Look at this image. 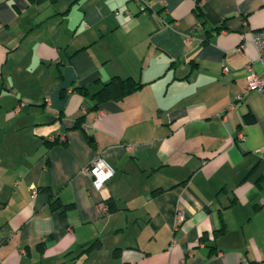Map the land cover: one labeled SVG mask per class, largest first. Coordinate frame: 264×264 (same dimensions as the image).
Returning a JSON list of instances; mask_svg holds the SVG:
<instances>
[{"label":"crops","instance_id":"1","mask_svg":"<svg viewBox=\"0 0 264 264\" xmlns=\"http://www.w3.org/2000/svg\"><path fill=\"white\" fill-rule=\"evenodd\" d=\"M262 27L264 0H0V264H264ZM113 76L143 84L87 109Z\"/></svg>","mask_w":264,"mask_h":264},{"label":"built area","instance_id":"2","mask_svg":"<svg viewBox=\"0 0 264 264\" xmlns=\"http://www.w3.org/2000/svg\"><path fill=\"white\" fill-rule=\"evenodd\" d=\"M187 39L191 38V34L187 33L185 35ZM243 39V38H242ZM249 39L255 45L260 62L264 66V27L253 29L250 31ZM245 40H242L240 44L235 48L236 51L241 52L245 46ZM248 74L246 76V86L245 90H258L264 92V74H257L254 72L250 66H248ZM223 70L226 71L227 67L223 66ZM243 97V93H237L235 99L240 100ZM232 103L230 106H233ZM237 137L243 139L242 132H238ZM55 138V137H54ZM56 139L62 141L64 140V135L56 136ZM130 147V146H127ZM264 151V148H261ZM81 172L89 173L92 176V186L96 190H100L105 182L113 175V168L99 155L96 154L87 164L82 166ZM99 209L102 212L107 211V205L104 201L99 202ZM183 219V216L178 213L176 215L175 223L178 224ZM239 264H247L245 260Z\"/></svg>","mask_w":264,"mask_h":264},{"label":"trees","instance_id":"3","mask_svg":"<svg viewBox=\"0 0 264 264\" xmlns=\"http://www.w3.org/2000/svg\"><path fill=\"white\" fill-rule=\"evenodd\" d=\"M197 16L201 15L200 11L196 12ZM142 82L135 80L131 77L120 78L118 76L111 77L108 81L102 82L100 87L95 90H90L86 87H76V89L81 92L83 95L87 96L90 100L87 109H95L97 108L98 104L102 101L108 99H121L125 95L133 92L134 90L140 88L142 86ZM83 119V115L77 117L74 126H78L81 124ZM58 140V139H57ZM44 191L49 193L50 198V208L52 210H59L60 216H64L66 212L74 207V203H62L59 200V197L56 196L54 193H51L48 186H42ZM107 205V212L113 209L112 204L109 201H104ZM224 226H222L218 231H223ZM100 243L98 241H92L91 243L87 244L81 253H85L90 251L91 249L98 248Z\"/></svg>","mask_w":264,"mask_h":264}]
</instances>
